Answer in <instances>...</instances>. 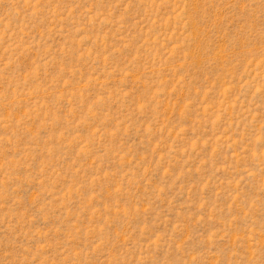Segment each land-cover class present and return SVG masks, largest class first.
<instances>
[{
  "label": "rangeland",
  "instance_id": "1",
  "mask_svg": "<svg viewBox=\"0 0 264 264\" xmlns=\"http://www.w3.org/2000/svg\"><path fill=\"white\" fill-rule=\"evenodd\" d=\"M0 264H264V0H0Z\"/></svg>",
  "mask_w": 264,
  "mask_h": 264
}]
</instances>
